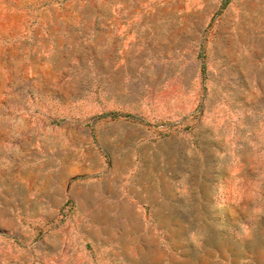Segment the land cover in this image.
I'll list each match as a JSON object with an SVG mask.
<instances>
[{"label": "rangeland", "instance_id": "374dc122", "mask_svg": "<svg viewBox=\"0 0 264 264\" xmlns=\"http://www.w3.org/2000/svg\"><path fill=\"white\" fill-rule=\"evenodd\" d=\"M0 264H264V0H0Z\"/></svg>", "mask_w": 264, "mask_h": 264}]
</instances>
